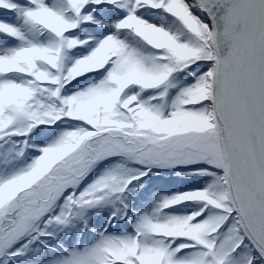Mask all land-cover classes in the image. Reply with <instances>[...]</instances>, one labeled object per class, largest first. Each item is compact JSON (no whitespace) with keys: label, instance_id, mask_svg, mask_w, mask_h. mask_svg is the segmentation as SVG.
<instances>
[{"label":"snow or ice","instance_id":"obj_1","mask_svg":"<svg viewBox=\"0 0 264 264\" xmlns=\"http://www.w3.org/2000/svg\"><path fill=\"white\" fill-rule=\"evenodd\" d=\"M0 264H264V0H0Z\"/></svg>","mask_w":264,"mask_h":264}]
</instances>
